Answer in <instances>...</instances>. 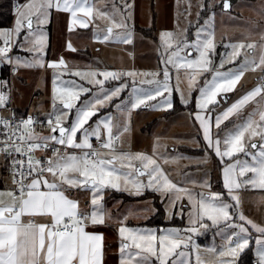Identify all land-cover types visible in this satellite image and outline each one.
Masks as SVG:
<instances>
[{"label":"snow or ice","instance_id":"obj_1","mask_svg":"<svg viewBox=\"0 0 264 264\" xmlns=\"http://www.w3.org/2000/svg\"><path fill=\"white\" fill-rule=\"evenodd\" d=\"M191 7L189 2L188 15H191ZM198 7L202 11L214 6L201 2ZM231 7V0H223V11L228 12ZM53 8L69 14V32L73 31V25L88 28L99 18L107 20L109 26L102 37L93 34L95 42H133V30L129 27L133 4L128 0L122 5L113 0L111 13L96 9L89 0H26L13 5L14 28L0 30L3 44L0 64L13 65V73L19 67L34 65L52 69L53 106L52 112L46 114V121L40 122L42 127L46 122L49 135L36 132L37 121L31 115L19 121L14 114L12 119L0 116V156L11 159V187L0 190V264H105L104 234L87 229L107 226L108 221L113 220L103 203L108 189L135 196L143 195L146 190L157 192L161 194L162 203L167 200L165 212L169 218L179 215L182 219L185 209L188 212L189 226L183 229L130 228L125 223L127 217L116 220L119 264H191V259L186 262L182 258L192 254L196 256V264H208L201 259V249L192 237L199 229L209 227H215L216 234L224 241L219 250L206 249L215 258L214 264H237L241 253L250 249L253 239L254 264H264V224L244 214L241 199L243 192L264 193V76L258 86L226 110L216 111L217 97L232 92L246 72L259 69L264 73V32L259 34L258 43L227 45L232 48L228 60L221 58L219 66L213 69L210 56L215 49L214 31L209 30L215 17L213 12L204 20V25L196 29L194 41L187 39V29L160 33L162 80L157 79L160 71L77 70L69 73L63 58L53 62L42 59L46 42L43 26L49 22ZM200 15L198 11L197 21ZM114 29L122 31L114 33ZM22 32L26 34L19 46L33 55L31 63L9 55L19 43ZM242 49L245 55L240 61L237 58ZM257 49L258 59L254 55ZM67 50L76 51L70 42ZM225 63L234 66L220 71ZM172 70L177 74L175 88L171 86ZM181 71L187 83V97L180 88ZM209 72L211 79L205 76ZM57 73L70 74L93 87H100L90 98L82 100L91 88L74 80L62 81ZM139 76L151 77L139 81L150 87H138ZM125 77L131 78L130 88ZM201 77H204L202 85ZM110 80L123 82L105 90V82ZM5 88L7 81H0V109L6 111L10 94L3 90ZM125 91L128 95L122 98ZM193 91L198 95L196 111L190 112V117L194 116L193 124L198 125L197 131L202 134V163H209L213 157L218 161L224 193L211 191L209 179L193 182L194 187L208 189L199 193L173 182L161 161L170 164L186 157L172 160L160 157L155 142L151 156L122 150V137L130 131L132 111L141 108L174 110V93L179 94L181 104L187 107ZM114 101H118L114 112L123 120L113 113L100 114L102 108L113 106ZM250 103L254 105L252 110L241 115ZM233 115L237 116V122L221 137V125ZM93 117L96 120L89 123ZM213 127L217 130L215 133ZM92 138H95V146ZM38 152L43 155L38 156ZM81 193L88 196L83 208L77 198ZM261 203H264V195H261Z\"/></svg>","mask_w":264,"mask_h":264},{"label":"rangeland","instance_id":"obj_2","mask_svg":"<svg viewBox=\"0 0 264 264\" xmlns=\"http://www.w3.org/2000/svg\"><path fill=\"white\" fill-rule=\"evenodd\" d=\"M89 2L96 9L109 13L112 11L113 0H89ZM114 2L117 5H122L124 0H114ZM128 2L133 4V9L131 10L132 18L129 21V27L133 30V42L131 44L95 42L93 34L96 33L102 37L109 26L107 20L99 18L89 24L88 32H69L67 13H59L53 8L50 12L49 22L43 26L46 42L42 59L45 62H53L63 58L67 63L69 73L77 70H108L113 72L134 70L138 73L160 71L161 75L157 79L162 80L163 65L160 63V59L163 49H159L158 51L161 43V32L170 31L177 33L178 30L183 31L187 29V39L190 42L194 41L196 29L203 26L204 20L214 12L215 17L211 28H209L210 31H214L215 49L210 56L213 69L219 66L221 58H224L225 61L228 60L232 48L227 47V45L241 42L245 44L250 42L258 43L260 39L259 34L264 32V0H236L229 12L222 10L223 0H128ZM189 2L192 5L190 9L191 15H188ZM201 2L205 6L212 4L214 7L211 10L205 7L201 11L198 7ZM198 11L201 12L199 21H197ZM204 13L205 16H203ZM185 16H187V20ZM15 19L16 15L10 29L14 28ZM116 19L119 20V16ZM189 22L191 23L189 24ZM49 24L51 25V31L47 28ZM34 27L36 26L34 25ZM113 31L117 33L122 30L114 29ZM25 34V32H22L19 43L12 49L13 52L9 55L14 59L18 57L31 63L33 62V55L19 46L23 43ZM69 42L76 51L67 50ZM0 46H3L2 42ZM14 50L17 51L15 52ZM195 55L193 53V56ZM244 55L245 50L242 49L241 56L237 59L242 61ZM254 55L258 59V49L254 52ZM3 65H7L11 70L10 83L8 81L7 88L3 89L6 93L10 94L11 105L18 109H29L30 113L48 114L52 112V69L47 68L46 65L43 68L34 65L32 67H19L13 73V65L0 64V67ZM233 66L232 63H225L224 68L219 70L227 71ZM57 74L60 75V80L62 81L74 80L78 84H84L86 87L91 88L92 91L82 96V100L90 98L92 93L97 92L100 87L99 85L93 87L85 81L80 80L79 77L70 74ZM261 75L262 72L259 69L255 72H246L232 92L224 93L217 97L219 103L216 106V111L222 112L226 110L247 91L258 86ZM176 76V71L172 70L171 86L173 88L176 87ZM205 76L211 79V72L206 73ZM150 78L139 76L137 78V86L150 87V85H141L139 83L142 79ZM180 78V88L184 91L185 97H187V83L184 80L183 71L180 73ZM100 79H103V77H100ZM124 79L127 80L130 88L132 83L131 78L125 77ZM203 79L204 77L200 78L201 85L203 84ZM60 80L57 81L58 84ZM121 82L123 81H106L104 88L105 90L111 89ZM127 95L128 91L121 94L122 98ZM197 95V91L192 92V100L187 107L181 104L179 94L174 93V110L154 111L150 108H141L132 111L130 131L122 137V150L132 153L143 152L151 156L155 142L158 144L156 151L160 157H165L169 160L177 157H186V159L181 158L176 163L170 164H163L161 161L164 171L168 173L169 179L173 182L195 193H199L201 191L207 192L208 189L194 187L193 182H202L205 179H209L211 191L224 193L219 189V187H223V180L222 174L218 170V161L213 157L209 163H202V158L204 157L202 134L197 131L198 125L193 124L194 116L190 117V112L194 113L196 111L195 97ZM226 95H230L231 98L227 103H224L223 96ZM176 99L184 108L181 112H175V110H178ZM117 102L114 101L113 106L102 108L100 114L107 115L113 113L117 119L123 120V117L119 113L114 112V104ZM253 106L251 103L247 105L241 115H246L247 112L252 110ZM4 112L5 110L0 109V115H3ZM95 120L96 117H93L89 123H93ZM235 122H237L236 115L224 121L221 125V137ZM216 131L215 127H213V132L215 133ZM91 142L95 146V138H92ZM223 191L225 190L223 189ZM114 194L121 196L117 197ZM261 195H264V193L258 190L243 192L241 194L244 214L258 224H264V203H261ZM77 198L80 200L81 207L83 208L88 200L87 194L81 193ZM127 198L132 200H127ZM103 203L113 216V220L108 221L107 226L97 227L100 229L97 232H102L105 238V264H119L120 241L117 232L119 225L116 223L118 219L127 217L125 223L130 228L160 230L168 228L183 229L189 226L187 209H185L182 219L179 215L169 218L165 212L167 200L165 199L162 203L161 194L151 190L144 191V194L141 196H135L130 195L126 191L117 192L108 189L105 191ZM184 203L187 204L186 199ZM145 209L147 211H144ZM161 210L163 211L162 220L168 225L155 227L148 224L157 212L160 213ZM176 211L179 212V202H177ZM208 223L210 224V222ZM216 232L217 229L215 227L199 229L198 234L192 237L195 244L201 249L199 253L201 259L207 261L208 264H214L215 258L206 249L215 248L219 250L224 243L221 235H217ZM253 236H255V233H253ZM252 243L254 249V239L250 245ZM177 251L179 252L180 249ZM185 251L187 252L188 250ZM182 259L186 262L191 259V264H196L195 254L191 256L185 255Z\"/></svg>","mask_w":264,"mask_h":264},{"label":"trees","instance_id":"obj_3","mask_svg":"<svg viewBox=\"0 0 264 264\" xmlns=\"http://www.w3.org/2000/svg\"><path fill=\"white\" fill-rule=\"evenodd\" d=\"M26 2V0H0V30L3 29H10L15 17L14 11H13V5L16 3L23 4ZM205 16V13L203 14ZM11 76L10 68L7 65H3L0 67V81H9ZM178 110H175V112H181L184 110V108L179 104L177 101ZM221 189L220 191H223V188L219 187ZM116 195V194H114ZM121 196V195H116ZM127 200H132L128 199ZM157 208V207H156ZM158 209V208H157ZM158 215V216H157ZM163 211L157 212L154 218H152L148 224L151 226L159 227V226H166L167 223L163 222ZM173 224V223H170ZM253 249V243L250 245V249H246L244 253H241L240 257L237 260V264H254V254L251 251Z\"/></svg>","mask_w":264,"mask_h":264},{"label":"built area","instance_id":"obj_4","mask_svg":"<svg viewBox=\"0 0 264 264\" xmlns=\"http://www.w3.org/2000/svg\"><path fill=\"white\" fill-rule=\"evenodd\" d=\"M13 50L10 51L12 53ZM9 53V54H10ZM11 72V70H10ZM264 76V73H262L261 77ZM261 77L259 79V82L261 81ZM10 80V79H9ZM10 83V81H9ZM10 90V89H9ZM10 92V91H9ZM13 114L15 115V119L17 121L21 120L22 118H27L29 115H31L36 121L35 125V130L37 133H42L43 135H49V131L47 129L46 122L44 123V126H41L42 121H46V116L43 115H37L33 113H22L18 108L14 107L13 105L10 104V102L7 105V110L4 112L3 117H6L8 119H12ZM51 153H49L50 155ZM37 155H43L42 153H37ZM0 163L3 165L4 169L7 171L9 178H10V187H11V173H10V168H11V159H5L3 156H0Z\"/></svg>","mask_w":264,"mask_h":264},{"label":"crops","instance_id":"obj_5","mask_svg":"<svg viewBox=\"0 0 264 264\" xmlns=\"http://www.w3.org/2000/svg\"><path fill=\"white\" fill-rule=\"evenodd\" d=\"M235 2H236V0H235ZM67 15H68V22H69V14H67ZM47 28L49 29V31H51V25L50 24H49V26ZM88 30H89V28H80L78 25H73V32H88ZM0 44H1V42H0ZM14 51L16 52L17 50H14ZM230 98H231V96H230ZM19 110L22 113H30L29 112L30 111L29 109H26L25 110V108L24 109L23 108H20ZM31 113H33V112H31ZM33 114H37V113H33ZM37 115L46 116V113L45 114H37ZM8 187H10V178H9V175H8L7 171L4 169L3 165L0 163V190H4V189H6ZM221 188H223V187L221 186ZM87 230L89 232H92V231H100V229H98V228L95 229V228H92L91 226Z\"/></svg>","mask_w":264,"mask_h":264},{"label":"water","instance_id":"obj_6","mask_svg":"<svg viewBox=\"0 0 264 264\" xmlns=\"http://www.w3.org/2000/svg\"><path fill=\"white\" fill-rule=\"evenodd\" d=\"M231 3H232V5L235 3V0H231ZM223 10V9H222ZM231 10V9H230ZM229 10V11H230ZM228 11V12H229ZM225 12V11H224ZM229 99H230V95H226V96H223V102L224 103H227L228 101H229Z\"/></svg>","mask_w":264,"mask_h":264}]
</instances>
